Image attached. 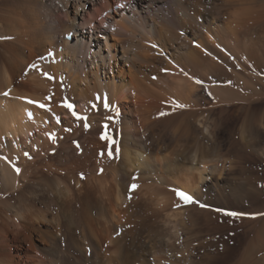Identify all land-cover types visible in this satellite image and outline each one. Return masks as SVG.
Returning <instances> with one entry per match:
<instances>
[{"label":"bare ground","instance_id":"bare-ground-1","mask_svg":"<svg viewBox=\"0 0 264 264\" xmlns=\"http://www.w3.org/2000/svg\"><path fill=\"white\" fill-rule=\"evenodd\" d=\"M260 36L264 0H0V264H264V216L225 214L264 213V111L228 83Z\"/></svg>","mask_w":264,"mask_h":264},{"label":"rangeland","instance_id":"rangeland-1","mask_svg":"<svg viewBox=\"0 0 264 264\" xmlns=\"http://www.w3.org/2000/svg\"><path fill=\"white\" fill-rule=\"evenodd\" d=\"M260 39H261V41H262V43L264 44V36H260ZM233 44V43H232ZM232 48H234L233 50H232ZM236 49V50H235ZM240 50V48H237V47H234V45H231V47H228V54H229V60H230V70L231 71H229V74H230V76L229 77H231L229 80V84L230 85H233V83H234V86H229L230 87V89H232L233 87H235L237 90H239L240 92H243V93H245L246 91V93H247V95L246 96H250V95H248V93H251L249 90L251 89V85H250V83H254L255 82V87L257 88L256 89V91H257V93L256 94H252L253 95V100H251V99H249L250 101H248V99H246L245 101H242V103L241 104H244L246 107H245V112L244 111H242V113H243V115H245V114H247V113H249L250 111H252V112H256V111H254V110H257L258 112L260 111V112H263L264 111V87H263V83H264V78H262V77H264V63H259L257 60H258V56H257V53H256V51L255 50H253L252 52L253 53H250L249 52V54H248V52H244V53H240V52H237V51H239ZM235 51V52H234ZM264 51V50H263ZM238 54V55H237ZM239 54H241V56L239 55ZM253 54H255V55H253ZM246 55V56H245ZM231 57V58H230ZM257 59H256V58ZM233 58V59H232ZM239 59V60H238ZM234 61V63H231V62H233ZM236 62V63H235ZM251 62V63H250ZM247 65H245V64ZM259 64V65H257V64ZM238 64H240V65H238ZM263 65V66H262ZM256 66V67H255ZM262 66V67H261ZM240 67V68H239ZM250 67H252V68H250ZM236 68V69H235ZM243 68H245V69H243ZM256 68H257V70H256ZM261 68V69H260ZM256 71H255V70ZM258 69H259V71H258ZM245 70H248V71H245ZM234 71V72H233ZM235 71L236 72H242L241 73V75L243 76H241L242 77V79H239L236 75H235ZM254 71V72H253ZM251 72H252V74H251ZM258 72H260V73H258ZM263 72V73H262ZM233 74V75H232ZM249 74H251V75H249ZM259 74V75H258ZM260 74H262V75H260ZM247 76H249V77H247ZM258 76H260V77H258ZM247 77V78H246ZM252 77V78H251ZM259 78V79H258ZM247 79H249V80H247ZM263 79V80H262ZM235 80V82H233ZM251 80V81H250ZM254 80V81H253ZM255 80H257V81H255ZM237 81H239V82H237ZM246 82V84H248L249 85V88H248V86L247 85H244L245 84V82ZM247 81H248V83H247ZM259 81H261V82H263V83H261V82H259ZM236 82H237V84H236ZM240 82H242V83H244V84H242V83H240ZM238 83H240V84H238ZM260 84V85H259ZM238 85H240V86H238ZM262 85V86H261ZM232 87V88H231ZM234 88V89H235ZM239 88V89H238ZM242 88L244 89V90H242ZM261 89V91H260V89ZM233 89V90H234ZM249 89V90H248ZM245 93V94H246ZM261 93V94H260ZM251 97V96H250ZM256 97V98H255ZM252 98V97H251ZM258 100H261V101H258ZM251 102V103H250ZM257 104H256V103ZM255 103V104H254ZM249 104V105H248ZM259 104V105H258ZM248 105V106H247ZM250 106V107H249ZM260 106V107H259ZM259 107V108H258ZM246 108H247V110H246ZM252 108V109H251ZM258 108V109H257ZM263 109V110H262ZM252 112H250V113H252ZM244 117V116H243ZM243 117H241L242 119V121H239L238 122V125H237V134L235 133V136H234V139L236 140V141H238V138L240 137V127H241V125L243 124ZM238 136V137H237ZM264 142V141H263ZM231 156L232 155H234V157L232 156V158H234V159H236L237 157V154L239 153V154H242L243 152H240V150L238 149V147H237V149H236V147H232L231 146ZM239 150V151H238ZM234 159H232V160H234ZM259 159H261V157L259 156ZM263 159V160H262ZM261 160H258V161H255V160H250L249 158L247 159V158H242V159H240V165H241V167L243 168V169H245L246 167V170H248V171H251V170H253L254 168H257V169H259V170H264V157L262 158ZM242 160H244V161H242ZM246 166V167H245ZM132 183H129L128 184V188H129V186L131 185ZM250 206V203H248V202H246V206ZM248 206V207H249ZM223 220V219H222ZM220 221V220H219ZM237 237H233V239H231V242L233 243V245L235 246V248H236V250H237V253H239L240 251H242L243 250V248L246 246L245 245V241H246V239H244V237H243V239L241 238V239H236ZM233 240V241H232ZM244 240V243H242V241ZM241 241V242H240ZM238 243H239V245H238ZM247 244V243H246ZM106 245V244H105ZM105 247V246H104ZM106 247H107V245H106ZM105 247V248H106ZM242 248V250H240L241 248ZM236 250H235V252H236ZM186 252V251H185ZM160 254H162V253H160ZM150 258H153V256L152 257H150Z\"/></svg>","mask_w":264,"mask_h":264},{"label":"snow or ice","instance_id":"snow-or-ice-1","mask_svg":"<svg viewBox=\"0 0 264 264\" xmlns=\"http://www.w3.org/2000/svg\"><path fill=\"white\" fill-rule=\"evenodd\" d=\"M197 46H198V45H197ZM31 67L35 68L36 65H32ZM41 75L44 76L45 78H47L48 80H53V79H54V77H53L52 75H50L49 73H47V72H43V71H41ZM186 75H187V74H186ZM195 82H196L197 84H202V83H203L201 80H196ZM3 95H6V96H7L8 93L5 92V93H3ZM46 99L51 100L52 97H51V96H48V97H46ZM28 102H29V103H37L38 107H40V108H46V109L49 110V111L51 110L50 108H47V105H45V104H39L38 102H36V101H32V100H29ZM62 106H63L64 108L68 109L69 111H71L72 115H73V116H76L77 119H86V118H84V117L79 116V115L75 112V110H74V105H73L72 103H69L67 100L63 101ZM177 106H178V107H183V105H177ZM105 107L107 108L108 105L105 104ZM29 116H31V113H29ZM85 126L87 127V125H85ZM102 138H103V139H109V137H107V136H104V137H102ZM77 146H78V145H77ZM25 155L27 156L28 153H25ZM108 155H109V156L112 155L111 151H109ZM29 158H31V157H29ZM15 171L17 172V174H19L20 169H19V168H15ZM101 171H103V170H101ZM81 178H82V179L84 178V177H83V174H81ZM133 180H135V177H133ZM137 187H138V184H136V183H132V184L129 186V188H128L129 193H131V192H132L133 190H135ZM172 191L176 193V196L178 197V199H179L180 201H182L185 205H186V204H191V203H198V201H195L194 198H193L190 194L185 193V192H183V191L180 190V189L173 188ZM129 198H131V196H129ZM180 206H181V205H180L179 203H177V204L175 205V207H180ZM200 206H201V207H204L205 205H200ZM225 214L228 215V216H231V217H237V218H239V217H241V216H245V215L250 216V218H255L256 216H264V213L246 214V213H238V212H226Z\"/></svg>","mask_w":264,"mask_h":264}]
</instances>
